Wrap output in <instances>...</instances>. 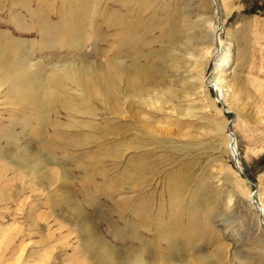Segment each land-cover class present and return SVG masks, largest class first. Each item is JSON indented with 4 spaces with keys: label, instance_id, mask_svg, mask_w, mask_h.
<instances>
[{
    "label": "rangeland",
    "instance_id": "obj_1",
    "mask_svg": "<svg viewBox=\"0 0 264 264\" xmlns=\"http://www.w3.org/2000/svg\"><path fill=\"white\" fill-rule=\"evenodd\" d=\"M226 1L233 8L224 20L216 0H0V49L11 60L34 63L43 76L58 65H88L101 88L115 78L107 65L145 66L156 79L149 93L162 106L131 92L116 104L100 94L84 99L55 85L58 100L38 112L7 82L0 91V264H130L146 242L165 243L157 231L168 229L184 230L213 264H251L261 210L246 193L264 186V0ZM208 18L224 48L231 44L234 95L224 103L209 84L216 108L194 89L193 55L208 38ZM122 24L140 38L124 41ZM213 71L210 62L205 81ZM64 106L94 115L74 116ZM217 124L234 135L243 173ZM28 157L31 165L46 163L33 173ZM94 235L102 241L91 244ZM105 246L113 257L87 256Z\"/></svg>",
    "mask_w": 264,
    "mask_h": 264
},
{
    "label": "bare ground",
    "instance_id": "obj_2",
    "mask_svg": "<svg viewBox=\"0 0 264 264\" xmlns=\"http://www.w3.org/2000/svg\"><path fill=\"white\" fill-rule=\"evenodd\" d=\"M221 2L220 11L223 13L222 19L225 20L228 16H230L232 11V6L230 4V8L226 9V0H216ZM227 2V1H226ZM40 14V13H39ZM206 30L208 38L204 39L202 46L199 47L196 54L193 55L195 57L194 65H198V68H195V73L197 74V84L195 83L194 89L197 90L195 94L205 97L206 103H210L209 105H214L208 99V86L209 84L214 86L216 90L220 91L221 98L224 103H229V97L233 96V88L228 85V74L226 72L227 66L230 63V55L228 54V46L230 43L226 44V48H224V41L222 40L219 31L216 29L213 21L208 18L206 20ZM132 33L128 32L127 27L122 24V30L119 32V35L122 36L124 41L129 38H140L131 28ZM6 37V36H5ZM189 43V42H188ZM191 47V46H190ZM221 47V51H220ZM215 49V51H214ZM186 50H189V44H187ZM188 54V53H187ZM192 54V53H191ZM197 62H199L197 64ZM214 64V71L212 73V80L205 81V67L210 63ZM108 68H112L110 71L114 74V77H109L102 88L99 84V81L96 80V76L93 73V69L88 67V65H77V64H66V65H58L55 66L49 75L43 76L42 70L39 66L34 63L26 62L19 60L14 57L11 60L10 55L7 51L0 49V91L5 87L6 83L9 82V90L8 92L12 93H21L23 100L21 102L23 104L32 106L36 111L43 112L47 111L50 105L49 100L55 98L54 92L56 88L53 86H62V92H70V90H74L77 93L81 94L80 96L85 99V96L90 99V96L101 95L107 103H118L116 100L120 98L122 93L123 96L128 92H131L135 97L139 99L141 103L144 105H148L153 108L162 109L161 105H158L157 95L149 93L150 86L155 83V80L152 76V71L148 67L143 66V68L135 65H123V63L114 62L110 65H107ZM145 67V68H144ZM28 74L38 80L37 82H32ZM28 80L31 81V87L28 84ZM60 81V82H59ZM61 81H65L66 85H62ZM212 81V82H211ZM195 82V81H193ZM44 83V84H43ZM192 83V82H191ZM51 86L53 88H51ZM124 90V91H122ZM94 92V93H93ZM126 92V93H125ZM133 96V97H134ZM66 98V96H63ZM132 97V98H133ZM136 98V99H137ZM234 98V97H233ZM124 99V98H123ZM161 104V103H160ZM157 105V106H156ZM215 107V105H214ZM72 115L80 116V115H94V112L90 109L88 110H79L72 107H65ZM216 108V107H215ZM173 110V108L171 109ZM174 111V110H173ZM232 121V120H230ZM229 121V122H230ZM234 121V120H233ZM228 122V124H229ZM80 124H84L83 121H79ZM232 124V123H231ZM229 128V127H228ZM216 129L222 133V138L228 141L229 149L236 152V143L235 137L231 134L228 136H224V130L226 129L225 125L217 124ZM238 159V157H237ZM25 165L30 168V170L34 173L38 166H43L46 161L42 159L37 160V164L31 165L29 161H31V157L25 158L23 160ZM239 165V164H238ZM241 168V166H240ZM242 170V168H241ZM255 193V194H254ZM248 198L252 200L251 203L252 208H259L264 213V186H261L257 191L250 192L248 190ZM258 194L259 199L256 200L255 196ZM246 196V197H247ZM231 201V198H229ZM74 209L76 213H81V208L78 205H74ZM260 211L258 225H263L262 220V212ZM124 219V218H122ZM261 220V221H259ZM124 221V220H123ZM262 222V223H261ZM259 226L257 230V234L254 238H252V257L251 264H264V230L262 226ZM127 230V229H126ZM125 229H121L120 232L123 233L126 231ZM157 231V230H156ZM157 235L159 240L165 241V243L159 244V242L152 243L148 241L143 246V250H140L137 254L131 255L134 256V260L130 264H213V259L209 258L206 254H196L197 247L193 246V243L188 240V235L182 229H168L164 231H157ZM184 238L186 241L184 243L179 242L177 238ZM98 236L94 235L93 237H89L91 244H94L96 238ZM99 241H102L99 238ZM105 244V243H104ZM164 244V247L162 245ZM89 245V244H88ZM108 245V244H105ZM90 250L93 252L94 250H98L100 254L110 255L113 257L114 249L110 246H105L103 249H86L87 256L90 255ZM194 250L195 255L189 256L190 251ZM144 252H147L148 255H145ZM127 253V252H126ZM92 255V253H91ZM124 255V253H123ZM119 256V255H118ZM125 256V255H124ZM227 257V256H226ZM125 258V257H124ZM128 258V257H127ZM126 258V259H127ZM216 259L222 262L225 258H222L221 254L215 256ZM118 262V259L115 258ZM131 259V258H130ZM116 262V263H117Z\"/></svg>",
    "mask_w": 264,
    "mask_h": 264
},
{
    "label": "water",
    "instance_id": "obj_3",
    "mask_svg": "<svg viewBox=\"0 0 264 264\" xmlns=\"http://www.w3.org/2000/svg\"><path fill=\"white\" fill-rule=\"evenodd\" d=\"M233 122V120L232 121H230L229 122V124H228V126H230V124ZM234 161H235V164H236V167H237V169L239 170V172H241V173H243V170H241V168H240V166L238 165L239 163H238V159H237V154H236V152H234ZM255 194V193H254ZM253 194V195H254Z\"/></svg>",
    "mask_w": 264,
    "mask_h": 264
}]
</instances>
